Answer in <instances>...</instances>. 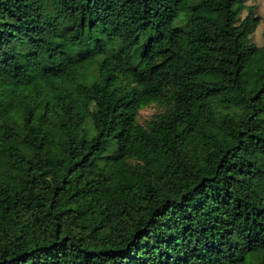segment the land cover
Wrapping results in <instances>:
<instances>
[{"label":"trees","instance_id":"obj_1","mask_svg":"<svg viewBox=\"0 0 264 264\" xmlns=\"http://www.w3.org/2000/svg\"><path fill=\"white\" fill-rule=\"evenodd\" d=\"M254 9L0 0V264H264Z\"/></svg>","mask_w":264,"mask_h":264},{"label":"rangeland","instance_id":"obj_2","mask_svg":"<svg viewBox=\"0 0 264 264\" xmlns=\"http://www.w3.org/2000/svg\"><path fill=\"white\" fill-rule=\"evenodd\" d=\"M246 5L255 6V14L259 17V23L255 31L251 34V42L257 45L263 43V31H264V0H246ZM245 11L241 13V16L245 15ZM169 103L166 101H153L142 107L137 114V120L140 124L144 125L145 122L151 119L155 114L165 111L169 107Z\"/></svg>","mask_w":264,"mask_h":264}]
</instances>
